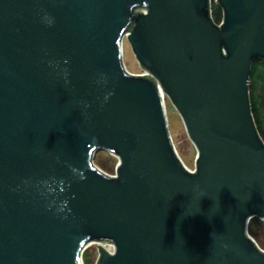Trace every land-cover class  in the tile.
I'll return each mask as SVG.
<instances>
[{"label":"water","instance_id":"95a60500","mask_svg":"<svg viewBox=\"0 0 264 264\" xmlns=\"http://www.w3.org/2000/svg\"><path fill=\"white\" fill-rule=\"evenodd\" d=\"M216 2L221 25L209 0H0V264H85L95 244L96 264H264L248 231L264 222V0ZM125 38L150 76L127 71Z\"/></svg>","mask_w":264,"mask_h":264},{"label":"rangeland","instance_id":"374dc122","mask_svg":"<svg viewBox=\"0 0 264 264\" xmlns=\"http://www.w3.org/2000/svg\"><path fill=\"white\" fill-rule=\"evenodd\" d=\"M125 63L130 72H141V67L135 57V54L130 44L127 41H125ZM258 94L260 99V105L262 106V104L264 103V83H260L258 87ZM167 112L169 120V129L174 145L180 157L184 161L185 165L189 169L194 170L197 157V149L195 148L193 142L190 140L187 134L180 114L169 101L167 103ZM260 135L264 141L263 133L260 132ZM94 163L97 167H99L102 171L106 172L107 174H115L117 158L111 156L108 152L99 151L94 158ZM249 233L256 240L258 245L264 250V222L259 220L257 223H255V225L250 228ZM84 258L85 264H96L98 258L97 245L89 247L86 250Z\"/></svg>","mask_w":264,"mask_h":264},{"label":"trees","instance_id":"16d2710c","mask_svg":"<svg viewBox=\"0 0 264 264\" xmlns=\"http://www.w3.org/2000/svg\"><path fill=\"white\" fill-rule=\"evenodd\" d=\"M222 12L219 8H214V18L216 21L221 20ZM250 85H249V93H250V102L252 107V114L254 116V120L257 126V129L264 135V103L262 106L260 105V99L258 94V87L260 83H264V60L261 57H255L252 60L251 71H250ZM261 136V135H260ZM260 219L253 218L250 221L248 231L250 228L255 225ZM250 234V233H249ZM85 254L83 256L85 262Z\"/></svg>","mask_w":264,"mask_h":264},{"label":"built area","instance_id":"2783aa9c","mask_svg":"<svg viewBox=\"0 0 264 264\" xmlns=\"http://www.w3.org/2000/svg\"><path fill=\"white\" fill-rule=\"evenodd\" d=\"M210 1V14H211V18H212V20L214 21V23H216L217 25H221V23H222V20H223V9L221 8V6L216 2V0H209ZM215 7H217V8H219L220 10H221V12H222V17H221V20H219V21H216L215 20V18H214V8ZM125 41H127L126 40V38L124 39V56H123V59H124V65H125V67H126V69H127V71L129 72V73H131V74H134V75H138V76H150V73L148 72V71H146V70H143V69H141V72H139V73H132V72H130L129 70H128V68H127V66H126V63H125ZM164 102H165V107H166V112H167V103H168V98L166 97V96H164ZM167 116H168V112H167ZM112 156V155H111ZM116 158V157H115ZM191 170V169H190ZM192 172H195L194 170H191ZM110 175V174H109ZM96 245V244H95ZM91 246H93V245H90L89 247H91ZM88 247V248H89ZM105 247L110 251V252H113L114 251V246L112 245V244H106L105 245ZM87 248V249H88ZM261 248V247H260ZM86 249V250H87ZM262 249V248H261ZM86 250L84 251V253L86 252ZM263 250V249H262ZM264 251V250H263ZM97 252H98V250H97ZM84 253H83V256H84Z\"/></svg>","mask_w":264,"mask_h":264},{"label":"clouds","instance_id":"9594fccd","mask_svg":"<svg viewBox=\"0 0 264 264\" xmlns=\"http://www.w3.org/2000/svg\"><path fill=\"white\" fill-rule=\"evenodd\" d=\"M44 19H45L46 23L48 24V26H51L52 23L54 22V18L50 17V15H48V14L45 15ZM98 82L107 83L106 75H102ZM105 99H107V97H105Z\"/></svg>","mask_w":264,"mask_h":264}]
</instances>
